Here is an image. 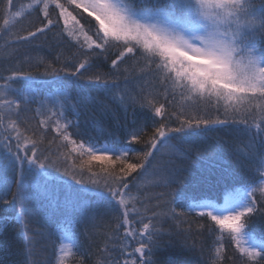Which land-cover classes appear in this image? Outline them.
I'll return each instance as SVG.
<instances>
[{"label":"snow or ice","instance_id":"obj_1","mask_svg":"<svg viewBox=\"0 0 264 264\" xmlns=\"http://www.w3.org/2000/svg\"><path fill=\"white\" fill-rule=\"evenodd\" d=\"M0 264H264V0H0Z\"/></svg>","mask_w":264,"mask_h":264}]
</instances>
